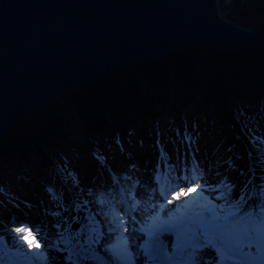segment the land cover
Returning <instances> with one entry per match:
<instances>
[{
    "label": "snow or ice",
    "instance_id": "6c2138e0",
    "mask_svg": "<svg viewBox=\"0 0 264 264\" xmlns=\"http://www.w3.org/2000/svg\"><path fill=\"white\" fill-rule=\"evenodd\" d=\"M154 149L150 165L130 159L119 172L109 167L108 179L101 182L98 178L86 190L76 184L66 203L55 206L56 211L45 212L41 207V220L31 218L30 204L28 212L5 215L11 202L0 200V245L7 243V237L44 264H87L96 258L88 253L97 249L108 255L109 264H221L230 258L239 264H264V178L258 185L260 196L245 194L242 188L247 183L237 187L229 181L232 189L227 195L209 198L208 194L218 192L220 173L197 164L200 174H190L196 157L187 139L175 158L163 159L158 139ZM92 155L102 166L104 157ZM169 166L165 189L157 173ZM105 195L119 205L117 213L110 214L102 206ZM218 201L231 211L222 214L224 207ZM193 204L202 208L197 217L177 214V205L188 208ZM97 217H102V228L91 238L89 232L95 229H88L84 222ZM30 235L38 237L36 244ZM0 264H5L3 256Z\"/></svg>",
    "mask_w": 264,
    "mask_h": 264
},
{
    "label": "water",
    "instance_id": "95a60500",
    "mask_svg": "<svg viewBox=\"0 0 264 264\" xmlns=\"http://www.w3.org/2000/svg\"><path fill=\"white\" fill-rule=\"evenodd\" d=\"M263 38L228 20L219 0H0V139L22 115L128 65L188 42L224 52Z\"/></svg>",
    "mask_w": 264,
    "mask_h": 264
},
{
    "label": "trees",
    "instance_id": "16d2710c",
    "mask_svg": "<svg viewBox=\"0 0 264 264\" xmlns=\"http://www.w3.org/2000/svg\"><path fill=\"white\" fill-rule=\"evenodd\" d=\"M59 99L63 100V114L57 111L56 102L51 103L38 114L20 117L13 132L0 139V180L6 178L7 164L23 166L30 163L32 156H39L40 162L48 163L47 167L59 164L47 148L52 145L60 150L70 130L89 138L100 136L104 130L107 136L113 128L108 126L110 118H119V124L135 120L158 122L165 111L172 120L190 107L203 113L213 105L222 106L237 135L248 143L255 163L261 164L264 38L259 43L224 52L188 42L160 62L128 65L101 83ZM240 113L245 114L246 123L256 126L255 133H245ZM219 120L220 117L215 122ZM189 133L184 130V137ZM221 137L241 146L238 139ZM67 145L73 146L71 142ZM59 166L57 172L62 173Z\"/></svg>",
    "mask_w": 264,
    "mask_h": 264
},
{
    "label": "rangeland",
    "instance_id": "374dc122",
    "mask_svg": "<svg viewBox=\"0 0 264 264\" xmlns=\"http://www.w3.org/2000/svg\"><path fill=\"white\" fill-rule=\"evenodd\" d=\"M234 1L235 0H219L221 11L228 20H230V16L237 20V16L234 17L233 14H228L225 11L227 10L226 4L233 3ZM239 1L240 3L243 2L242 0ZM249 21L250 19L247 21L240 20L237 22H240L242 25H246ZM55 102L57 111L63 114V100L58 97L52 103ZM206 111L207 112L201 113L200 110H195L190 107L189 109L183 111V114H176V116H173L172 120L167 118L168 113L166 111L162 112L158 123V131H160V134L156 135V131L154 130L156 128V124L154 123L153 126H151L153 130H150L152 131L151 134L153 133L152 136L147 131V126H149V124H146L144 121H134L132 126H129L128 124L126 127L124 126L122 128L117 124L119 120L118 118H111L114 120H111L108 124H113L114 132L106 138L103 136L102 133L104 132L101 130V136L95 141V144L99 145L104 150V153L100 152L101 157H104L102 166L101 162L98 161V159L96 160V158L92 155L95 153L96 156H99V152L97 150L93 151L94 148L92 147V142H90L88 137L84 133H82L84 135L81 133L77 135L70 130L68 132L69 139H66V141L73 142V148L67 147L65 142L61 143L60 150L52 145L47 148V151L57 160L59 164H68V168L66 167L63 176L57 174L55 168H47L43 162L39 161V156H32L35 158L30 160V163H24L23 166H19L18 164L12 162L6 165V178L1 179L0 182V200H4L5 202L10 201L11 203H9L5 215L12 213L20 214L23 213V211L25 212V210L29 211L28 205L30 204L32 205L30 210L32 219H43L44 213L40 211L41 207L45 210V212L49 210L56 211L55 206L60 203H66L70 191L74 189L76 184H80L86 190L88 187L92 186L98 178H100L101 182L103 181L102 176L98 177V173L97 175L92 176L91 167L95 166L94 170H100L104 176H107L104 172L105 170L107 171L109 167L115 171L113 166L118 164L115 155L118 148L117 143L121 144L118 142L119 137L122 138L125 136V141L131 142L134 141L136 137L139 140L143 137L144 133L146 136H151H147V139L150 138L147 143L152 146V149L150 148L148 150L147 160H153V148L157 141V136H160L162 140L161 145H163L164 160L169 159L170 156L175 158L177 152L179 151L178 148H182L183 141L187 139L188 144L192 146L193 156L196 157V159L192 161L193 167H196L193 162H197L198 164L209 165L212 171H218L220 173L221 182L218 185V192L208 194L209 198L213 195H227L232 189V184L229 183V181L234 182L237 187H241L243 183H247V187L242 188V191L245 194L251 193L253 196H260L258 185H260L261 177L260 175H256L258 182H255V169L252 164L253 159L246 147V144L245 147H241L239 144L228 143L223 140V137H221V135L227 137L233 136V133L229 128V123L225 120L227 118L222 112V106L213 105V107L208 108ZM203 115H205V119H203ZM218 117H220V121L223 122V124H219V121L215 122V119ZM240 117L244 119L241 124L245 129V133H255L256 126H251L250 122L246 123L248 120L245 117V114L243 115V113H240ZM78 128L82 129L79 125ZM186 129L191 131L190 137L192 139L190 137L184 139V130ZM261 143L263 145H260L264 146V140ZM128 145L131 146V144H127V146ZM122 146L124 147V145ZM183 147H187V145H183ZM141 149L146 150L147 147ZM141 149L136 148L135 150L138 151L135 153L136 156L134 157L136 160L138 159L137 155L141 154L139 152ZM109 157H111L114 161L113 163H108ZM89 158H93L95 161H90ZM259 159L262 160L261 165L264 166V152ZM124 161H126V159ZM137 162L141 164L140 161ZM103 163L106 164V166H103ZM94 170L92 169V171ZM194 171V175L200 174L199 167L195 168ZM225 177H227V179H225ZM248 177H252V182H248ZM107 179L108 178L106 177L105 180ZM253 186H255L254 189L256 188V195L253 194ZM62 197H64V199H62ZM108 200V196H103L104 204L102 206H107L110 209V214L117 213L118 210L111 206ZM203 202L206 203V201ZM218 203L224 207V212L222 214H227V212L231 211V209L223 205V201H218ZM17 205L18 207H16ZM201 212L202 208L198 204H193L188 208L177 205L178 215L187 213L195 218ZM99 218L100 217H97L96 221H85L84 223L88 229H92V224L96 225ZM29 238L30 240L35 239L34 244H36V239L38 237L30 235ZM6 239L7 243L0 245V256L4 257L5 264H44L43 261L32 258L31 252L23 245L14 244L13 241L7 237ZM81 242L84 243L85 241L82 239ZM165 242L167 241L165 240ZM58 246L63 247V245ZM97 251L98 250L95 252ZM95 252L88 254L97 255ZM106 262L109 264V257ZM225 262L227 264H239L238 260L234 258L226 259ZM87 263L104 264L105 261L95 258Z\"/></svg>",
    "mask_w": 264,
    "mask_h": 264
},
{
    "label": "flooded vegetation",
    "instance_id": "af4514ba",
    "mask_svg": "<svg viewBox=\"0 0 264 264\" xmlns=\"http://www.w3.org/2000/svg\"><path fill=\"white\" fill-rule=\"evenodd\" d=\"M240 3L239 0H235L233 3L226 4L227 10L226 13L233 14L234 17L230 16V20L234 23L237 21H247L250 19L249 23L242 25L246 28L257 27L259 29L264 28V0H242ZM223 8V7H222Z\"/></svg>",
    "mask_w": 264,
    "mask_h": 264
},
{
    "label": "bare ground",
    "instance_id": "6f19581e",
    "mask_svg": "<svg viewBox=\"0 0 264 264\" xmlns=\"http://www.w3.org/2000/svg\"><path fill=\"white\" fill-rule=\"evenodd\" d=\"M51 104V103H50ZM43 110V109H42ZM41 110V111H42ZM40 111V112H41ZM39 113V112H38ZM38 113H31V114H38ZM29 114V113H28ZM19 120V119H18ZM17 124V123H16ZM16 127V126H15ZM13 132V131H12ZM11 132V133H12ZM118 141H120V142H122V140L119 138V140ZM124 146H126V144L124 145ZM126 148H127V146H126ZM141 159H142V157H140ZM34 158L32 157V159L31 160H33ZM131 159V157H129V159H126L127 161L126 162H128L129 160ZM16 164H18V163H16ZM99 164H100V162H99ZM142 164V163H141ZM19 165V164H18ZM103 166H106V164H104L103 163ZM92 172V176L93 175H96V173L94 172V171H91ZM109 176V173L107 174V176L106 177H108ZM162 177H163V173L162 172H159V176H157V180L159 181V183H160V181H161V179H162ZM43 217V216H42ZM34 219V218H33ZM90 234H91V237L92 238H94L96 235H99L100 233H99V231L95 234V236L93 237L92 235L94 234V233H92V232H89ZM30 239V238H29ZM32 241V243L34 244V242H35V239L34 240H31ZM142 242V240L141 241H135V243H141ZM108 255L107 254H105L103 251H100V250H98L97 251V258L98 259H100V260H104V261H106L107 259H108V257H107ZM225 262V260H223L222 261V264ZM88 264V263H87ZM225 264V263H224Z\"/></svg>",
    "mask_w": 264,
    "mask_h": 264
}]
</instances>
